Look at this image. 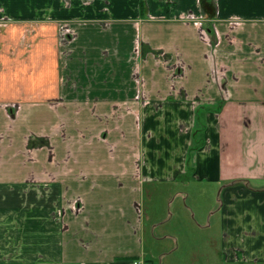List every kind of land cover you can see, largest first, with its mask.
Returning a JSON list of instances; mask_svg holds the SVG:
<instances>
[{
  "label": "crops",
  "instance_id": "0c3cea01",
  "mask_svg": "<svg viewBox=\"0 0 264 264\" xmlns=\"http://www.w3.org/2000/svg\"><path fill=\"white\" fill-rule=\"evenodd\" d=\"M190 171L264 260V0H0V264H150L145 181Z\"/></svg>",
  "mask_w": 264,
  "mask_h": 264
},
{
  "label": "rangeland",
  "instance_id": "374dc122",
  "mask_svg": "<svg viewBox=\"0 0 264 264\" xmlns=\"http://www.w3.org/2000/svg\"><path fill=\"white\" fill-rule=\"evenodd\" d=\"M74 32L63 25L64 40L72 39ZM191 173L174 181H145L139 223L142 256L150 264H264L259 259H231L224 246L222 215L227 182L198 180ZM248 185L264 186V181L250 180Z\"/></svg>",
  "mask_w": 264,
  "mask_h": 264
},
{
  "label": "flooded vegetation",
  "instance_id": "af4514ba",
  "mask_svg": "<svg viewBox=\"0 0 264 264\" xmlns=\"http://www.w3.org/2000/svg\"><path fill=\"white\" fill-rule=\"evenodd\" d=\"M235 256H236V260H241V261L251 260V259H248L244 256L243 250L241 248L235 249Z\"/></svg>",
  "mask_w": 264,
  "mask_h": 264
},
{
  "label": "built area",
  "instance_id": "2783aa9c",
  "mask_svg": "<svg viewBox=\"0 0 264 264\" xmlns=\"http://www.w3.org/2000/svg\"><path fill=\"white\" fill-rule=\"evenodd\" d=\"M134 264H146L144 260H136Z\"/></svg>",
  "mask_w": 264,
  "mask_h": 264
}]
</instances>
